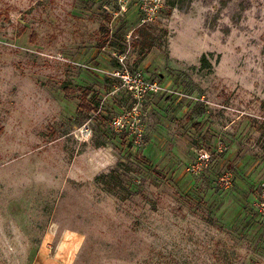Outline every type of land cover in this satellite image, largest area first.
<instances>
[{
	"label": "rangeland",
	"instance_id": "1",
	"mask_svg": "<svg viewBox=\"0 0 264 264\" xmlns=\"http://www.w3.org/2000/svg\"><path fill=\"white\" fill-rule=\"evenodd\" d=\"M0 264H264V0H0Z\"/></svg>",
	"mask_w": 264,
	"mask_h": 264
},
{
	"label": "built area",
	"instance_id": "2",
	"mask_svg": "<svg viewBox=\"0 0 264 264\" xmlns=\"http://www.w3.org/2000/svg\"><path fill=\"white\" fill-rule=\"evenodd\" d=\"M156 10V9H155ZM147 13V20L149 21L151 18L150 16L155 13L153 7H149V9L146 11ZM116 76H119L122 79V82L126 89L129 91H134L136 88L138 89L137 92H151L156 93L159 88L157 87V83H148L145 80L143 81L141 72L137 71L131 74L128 71H123L122 73H117Z\"/></svg>",
	"mask_w": 264,
	"mask_h": 264
},
{
	"label": "trees",
	"instance_id": "3",
	"mask_svg": "<svg viewBox=\"0 0 264 264\" xmlns=\"http://www.w3.org/2000/svg\"><path fill=\"white\" fill-rule=\"evenodd\" d=\"M189 3H190V0H167V4L169 5V6H171L172 8H177V9H179V10H185V8H186V6H189ZM138 39H139V41H137V42H139V45L141 46V47H147V48H150L151 47V43H149V38H150V36L148 37V36H145L144 34H143V31H141V30H138ZM202 60H204L205 61V57H203V59Z\"/></svg>",
	"mask_w": 264,
	"mask_h": 264
}]
</instances>
